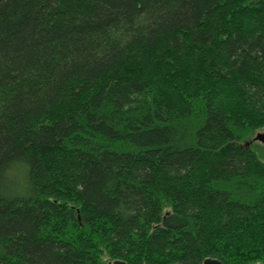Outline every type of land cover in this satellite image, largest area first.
I'll return each instance as SVG.
<instances>
[{"label": "trees", "instance_id": "obj_1", "mask_svg": "<svg viewBox=\"0 0 264 264\" xmlns=\"http://www.w3.org/2000/svg\"><path fill=\"white\" fill-rule=\"evenodd\" d=\"M262 131L264 0H0V264L264 263Z\"/></svg>", "mask_w": 264, "mask_h": 264}, {"label": "water", "instance_id": "obj_2", "mask_svg": "<svg viewBox=\"0 0 264 264\" xmlns=\"http://www.w3.org/2000/svg\"><path fill=\"white\" fill-rule=\"evenodd\" d=\"M255 140H257L260 143L264 144V131L257 133V135L255 137ZM108 264H127V263H125V262H123L121 260H115V261L110 262ZM176 264H179V263H176ZM202 264H223V263L220 260H218V259L207 258V259L204 260V262ZM253 264H264V263L256 262V263H253Z\"/></svg>", "mask_w": 264, "mask_h": 264}, {"label": "rangeland", "instance_id": "obj_3", "mask_svg": "<svg viewBox=\"0 0 264 264\" xmlns=\"http://www.w3.org/2000/svg\"><path fill=\"white\" fill-rule=\"evenodd\" d=\"M257 135V134H256ZM257 150L262 154L264 155V144H261V143H258L257 145ZM259 146V147H258ZM261 147V148H260ZM260 148V149H259Z\"/></svg>", "mask_w": 264, "mask_h": 264}]
</instances>
